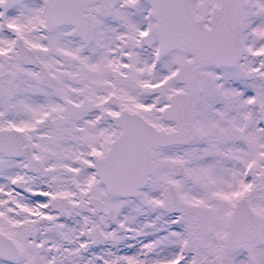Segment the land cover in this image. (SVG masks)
Segmentation results:
<instances>
[{
  "label": "snow or ice",
  "instance_id": "snow-or-ice-1",
  "mask_svg": "<svg viewBox=\"0 0 264 264\" xmlns=\"http://www.w3.org/2000/svg\"><path fill=\"white\" fill-rule=\"evenodd\" d=\"M0 264H264V0H0Z\"/></svg>",
  "mask_w": 264,
  "mask_h": 264
}]
</instances>
